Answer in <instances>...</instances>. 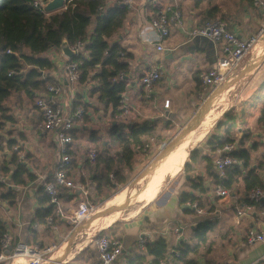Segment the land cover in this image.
I'll use <instances>...</instances> for the list:
<instances>
[{"label":"trees","instance_id":"16d2710c","mask_svg":"<svg viewBox=\"0 0 264 264\" xmlns=\"http://www.w3.org/2000/svg\"><path fill=\"white\" fill-rule=\"evenodd\" d=\"M33 1L0 0V131L7 124L16 122L13 109L8 104L11 98H18L24 93L28 101L34 104L35 98L46 92L47 83H53L51 72L55 69V64L47 52L50 49L59 50L60 44L65 40L70 45L78 41L83 42L82 47L86 52V56L80 51L69 59L79 63L76 85L90 83V98L94 97L104 111L109 112L111 118L120 114V101L127 84L125 76L130 71L129 60L133 56L113 38L123 26L128 7L122 5L121 1L110 3V0H66L62 11L48 13L43 11V7L34 6ZM48 1L38 0L40 4ZM215 11L216 7L204 9L206 18L201 24L217 18ZM77 106L84 108V122L88 121V109L97 111L91 104L83 103L79 94L72 103L73 108ZM230 112L225 111L222 118L230 115ZM229 118L230 120L222 126V133L213 132L205 139L206 153L198 148L190 150L189 160L184 163L185 179L186 175H190L186 179L189 188L181 190L179 205H184L190 200L197 201L200 208H205L204 204L208 205V202L202 197L211 187L215 190L221 185L229 191L227 197L236 196V204L229 210V214L233 215L236 206L249 202L250 190L264 183V146L252 160L251 154L259 151V145L255 141L249 144L250 149H247L252 136L249 129L241 130L239 145L230 153L240 163L227 167L223 175H219L214 169L212 153L226 143L235 142L237 138L236 119ZM263 121L264 106L259 109L255 119L256 124L264 129ZM222 122L223 119L217 120L215 128L221 126ZM158 129L160 127L155 121L125 124L113 120L108 127L106 140H101L97 130L91 131L89 141L95 146L96 152L92 162L87 155L83 165L79 166L76 152L69 150L71 171L68 172L67 169V174L72 175V171L75 173L81 167L80 171H86L93 181L95 195L102 196L104 191L126 183L127 172L132 171L136 163V147L145 145L150 138L160 139ZM70 133L72 139L77 138L75 129ZM15 144V140H7L0 135V152H3L4 148L7 151L12 150ZM197 167L200 168V173L193 174ZM0 175L5 177L0 180V201L9 206L16 203L17 190L14 187L27 185L37 178L29 171L24 159H19L15 152H12L9 160L0 159ZM77 178L81 185L86 184L87 178L84 175H78ZM50 180L48 178L45 182ZM206 180L210 182L209 185ZM56 190L57 199L64 210L68 208L63 206L62 200L70 202L78 198L75 192L69 193L64 186L56 185ZM35 197L40 206L34 215L37 224H44L48 216H53L54 219L58 217L55 212L57 204L51 202L43 184L36 189ZM186 211L195 214L190 208ZM226 219L230 220L221 216L191 226L192 242L180 241L179 246L174 248L177 254L175 255V251L171 253L176 261L179 264H198L197 257L212 250L213 238L218 236L217 233L229 235L233 232V224L230 221V225H226ZM5 232V223L0 218V252ZM28 244L38 245L40 248L44 246L43 242L37 240ZM145 248V252L137 253V257L145 261L147 256H151V262L158 264L159 260L166 259L169 245L167 240L159 235L147 241ZM127 260L129 264H133L131 256H127Z\"/></svg>","mask_w":264,"mask_h":264},{"label":"crops","instance_id":"0c3cea01","mask_svg":"<svg viewBox=\"0 0 264 264\" xmlns=\"http://www.w3.org/2000/svg\"><path fill=\"white\" fill-rule=\"evenodd\" d=\"M113 2L115 1H110V3ZM171 2H174L179 7L182 14V24L179 27L171 28L169 36L163 41L165 49L163 51H157L155 40H153L154 35L150 28V21L156 16L159 7ZM121 3L126 5L129 11L122 28H120L118 34L113 39L119 41V43L133 56V58L129 60L130 71L128 75L125 76L127 84L125 92L122 94L123 106L121 114L135 109L138 114L143 117V121L148 122L155 121L158 123L161 120H165L177 126L180 122H187L193 119L199 120V118L204 117L205 113L208 111L203 105L208 101L209 95L215 93L220 85L206 91L204 96L199 77L202 72L216 64L217 59L223 56V52L221 42L213 43L205 37L194 38L189 35L190 29L202 25L201 23L206 18L203 12L204 9L216 7L214 14L217 18L214 19L222 20L230 31L242 38L249 37L256 33L259 28L264 27V8L260 9L253 6L252 2L249 0H122ZM256 45L264 46L263 35ZM166 49L168 50L167 53H165ZM260 50L261 49H258L255 56H257ZM80 51L86 56L83 47H81ZM262 52V54H264V51ZM47 55L55 64V69L51 72L53 84L59 86L61 89L60 94L53 97L57 105L65 109L71 108L77 94L81 95V101L83 103L91 104L96 101L94 97L90 98L89 96L91 88L90 83L89 86H87L88 83L76 85L80 91L71 99L68 94L65 76V66L69 59L62 54L60 49H50ZM255 58H250L249 64ZM156 66H160L163 69V74L160 80L153 85L151 92L147 93L141 84V78L146 72ZM246 68L247 66L243 67L239 74H244ZM227 83H229V81ZM225 84L226 82L223 85ZM263 88L264 77L258 85H256V93L253 97L258 98V96H261L264 98ZM229 89L230 87L227 88V90ZM258 90H260V92H258ZM17 99V107H12L16 122L7 124L6 127L0 131V135L4 139L16 141L14 147L16 146L17 150L12 149L7 151V149L4 148L3 152H0V159L4 158L9 160L12 152L17 153L18 156H22L29 171L34 173L37 178L27 185L14 187V189L17 190V197L16 203L13 206H9L7 203L0 201V218L5 223V233L7 234L11 247L19 242L28 244V242H33L34 240L43 242L45 247V245H49L48 240H50V235L53 236L51 240L54 241L62 236L67 238L72 230H74L67 221L61 217H57L56 219L53 218V222L56 225L55 229L47 222L49 216L46 218L44 224H37L34 221L35 211L40 207L35 197L36 189L41 184L44 185V183L54 181V166L59 158L56 145V133L52 130L46 132L40 131L41 115L34 104L29 107V101L24 93L20 94ZM165 100L169 101L168 107H164L163 102ZM97 103L102 107L99 102ZM93 106H96V103H94ZM102 109L104 111L103 107ZM257 109L258 108H256L257 112L254 114L255 119L258 116L260 108ZM225 111H227L226 107H222L221 114L223 115ZM92 117L93 116L88 117L87 122L81 120L75 123L76 126L74 129L77 137L78 135L81 136L82 132L85 131ZM219 118L217 120H219ZM217 120H215L214 123ZM37 121L38 125L36 124ZM143 121L132 122L140 123ZM35 125H37V127ZM34 128L36 131H34ZM238 132L239 133H236L237 138L235 141L237 146L239 145L238 142L241 136V131L239 130ZM261 133H264L263 128L258 129L257 132L252 131L251 140L246 146L247 149H250L249 144L255 141H257L259 145V151L252 152L251 154L252 160L259 155L264 146L259 136ZM76 141L77 138L73 139L69 145V150H74L76 152L78 165L82 166L91 149L81 153L78 145L74 147ZM147 151H149V149ZM146 152H138V154ZM46 156H49V158ZM80 168L81 167H79L75 173L72 171V175L67 174L69 179L76 185H81L76 175V172L80 171ZM69 171H71L70 165L68 167V172ZM48 178L51 180L45 182ZM206 184L209 185L210 182L206 180ZM174 188L175 186L169 191H164L163 193L159 192L154 200L143 206L141 213L131 222L123 226L121 237L114 235L113 231L108 229L109 227L102 229L109 230V233L104 235L121 239L123 244L122 257L127 258V256H131L133 264H155L151 262V256H147L145 261H143L144 259H141V257H137V253L143 254L146 250L145 247L143 249L138 248L137 239L140 235L149 233L150 238L148 241L160 235L168 242L169 249L166 259L159 260V262L163 261L165 264H179L171 254L174 251L176 253V250L170 242L168 224H175V230L177 229L176 233L180 235L186 223H188L190 235L191 226L221 216H226L230 219L224 220V223L230 225L231 221L234 230L229 235L217 233L218 236L213 238V241H217V243L213 242L212 250L209 253L214 252L215 249H219V246L225 247L235 237L236 243H238L237 259H232L231 261H229V259H224L222 262L223 264H255V258L259 256L264 257V246L261 243L250 245L244 240V235L248 229H264V200L262 201L263 204L261 207L255 209L250 216L244 217L240 224L237 225L235 224L236 213H233V215L229 214L230 208L235 206L237 201L235 195H233V197L216 196L214 188L211 187L202 197L205 202H208V205L204 204L205 208H202L203 213L198 215L193 209L195 214L186 211L188 207L185 205L178 204L181 190L178 191L174 200L172 201L171 199V202L168 203L170 192H172ZM188 188L187 185L185 190ZM65 189L68 190L69 193H73L78 188L69 189L65 187ZM77 195L78 198L72 199L70 202L62 200L63 206L68 209L77 206L78 202L84 199V197L81 198L83 196L81 192ZM209 207H212V209H209ZM183 213H189L193 217L189 218V221H187ZM220 223L221 222H219V225ZM102 230L97 229V231L103 234ZM182 240L192 242V238H190L189 241L180 239L179 243ZM86 243L87 242L83 243L84 245H81V248L79 247L81 250L78 248V252H76L81 253L87 251L88 257L93 262L92 264H100L94 244L87 243V245ZM179 243L176 247L179 246ZM216 245H218V247ZM252 245L262 246L263 250L260 253H255V256H253L254 259H244V256H242L243 249L247 246L251 247ZM209 253L200 254L197 257L198 264H201V260L206 263L205 257ZM230 255L232 257L235 253H231ZM73 256L71 258H73ZM4 262L5 261H2L0 264H4ZM114 264L122 263L119 260Z\"/></svg>","mask_w":264,"mask_h":264},{"label":"built area","instance_id":"2783aa9c","mask_svg":"<svg viewBox=\"0 0 264 264\" xmlns=\"http://www.w3.org/2000/svg\"><path fill=\"white\" fill-rule=\"evenodd\" d=\"M253 6L257 8H264V0H250ZM66 3V0H65ZM33 5L42 8L43 4H40L38 0L33 1ZM124 5V4H122ZM65 8L64 7L62 9ZM182 24V14L174 2L164 4L159 7L156 12V16L150 21V28L153 33V40H155V46L157 51H163L165 49L163 41L169 36L172 27H179ZM191 37L200 36L205 37L213 43H222L223 56L219 57L216 64L205 70L200 74L199 80L202 88V93L215 88L234 73L238 64L250 53L253 47L256 46L259 39L264 35V27L259 28L256 33L249 37L242 38L232 31H230L225 23L220 19H212L204 22L202 25L193 27L189 31ZM151 40V39H150ZM83 46V42L78 41L71 47L77 52L80 51ZM9 52V50H8ZM66 81L68 86V94L73 99L74 95L80 90L76 86V80L79 75V63L76 61H68L66 66ZM163 74V69L160 66L151 68L141 78V83L147 93H150L153 85L158 82ZM45 93L38 95L35 99L34 105L41 115L40 131H55L56 133V145L58 148L59 158L54 166V181L44 183L46 192L51 197V202L57 204L55 210L58 217H61L67 221V223L73 228H77L81 223L91 219L95 210L91 203L88 201V193L84 189L83 185H76L67 175V167L70 162L69 145L73 141L71 131L76 126V121L82 119L84 114V108L77 106L76 108H63L55 102L53 97L60 94L61 89L59 86L53 83H47ZM121 107L123 106L121 99ZM169 101H164V107H168ZM121 116V113L118 114ZM264 122V121H263ZM261 141L264 143V133L260 135ZM149 141L153 142L154 138H150ZM166 145V142H161L158 145V149H162ZM150 147L149 142L143 146H137V152H146ZM237 148V143H226L222 147L217 148L213 153V166L214 169L223 175L225 169L231 165L239 164L240 162L230 155L231 151ZM13 150H17V147H13ZM95 149H91L88 153V159L92 162L95 159ZM22 159V156H19ZM5 177L0 175V180ZM56 185H61L69 189L79 188L82 193V199L78 202L77 206L64 210L62 205L57 199ZM215 194L220 197H227L229 191L218 185L215 189ZM249 202L236 206L235 224L239 225L244 217L250 216L255 209L262 206L264 200V183L259 185L249 192ZM186 207L193 209L196 214H202L203 209L198 206L197 201H186L184 204ZM263 212V211H262ZM48 224L53 229L56 228L53 222V216L47 218ZM177 231V229H176ZM150 238L149 233H145L139 236L137 239V246L140 249L145 247V243ZM244 240L247 244L261 243L264 246V229H248L244 235ZM93 243L97 253L100 264H114L117 261H121L122 264H129L127 258L123 256V244L121 239L114 236H107L97 231L89 240ZM8 250V253H4ZM44 250L36 245H31L23 242L16 243L11 247L7 234L4 233L2 240V251L0 252V262L7 259H13L16 255H21L26 259V264H43L44 263ZM160 264H165L163 261Z\"/></svg>","mask_w":264,"mask_h":264},{"label":"rangeland","instance_id":"374dc122","mask_svg":"<svg viewBox=\"0 0 264 264\" xmlns=\"http://www.w3.org/2000/svg\"><path fill=\"white\" fill-rule=\"evenodd\" d=\"M110 1H120V0H110ZM62 10L63 9H59L54 12H59ZM258 49L261 50L258 52L257 56H255ZM251 51H250L251 53H248L245 56V58L238 64V67L236 68L234 73L227 79L226 84L223 85L225 82L222 83V85H220L216 89L217 91H215V93L209 95L210 97L208 101H206L205 104L203 103L204 104L203 107H205L206 110H208L209 108L220 109L225 106L226 110L231 111L230 115L223 118L222 116H220L219 119L224 120V122H222L223 124L221 123V126L215 128V123H214V125L212 126L208 134L205 136V138L200 143L195 145L193 148H198L201 152L206 153L207 150L205 146V139L213 132L222 133L223 130L222 126L224 125L225 122H228L230 120L229 117H233L236 119L237 133H239L238 132L239 130L241 131L243 129H250L253 132H257L258 129H260V127L255 122L254 114L257 112L256 108L259 109L262 106H264V98L261 96H258V98L253 96L256 93L255 92L256 85H258V83L264 77V56H262L264 55L262 54L263 53L262 51H264V46L262 47L256 45V47L255 48L253 47V50ZM250 58H255V59H253L252 62L249 64ZM245 66H247L245 73L239 74L242 68ZM228 81L229 83H227ZM87 86H89V83ZM229 87L230 89L227 90V88ZM262 91H264V88L262 89ZM258 92H260V90H258ZM94 103H96V106H93ZM8 104L13 108L17 107L18 104L17 96L11 98L8 101ZM28 105L29 107H31L32 103L29 101ZM91 106L92 108L93 107L96 108L97 111L95 112L91 108L87 110V114H89V117L90 116L93 117L90 123L87 124V128H85V131L82 132L81 136L78 135L77 141L74 144V147L78 145L79 149L81 150V153L86 150L95 149V146L88 140L91 131H94V129L98 131V135H100L101 140H106L108 138L107 137L108 127L110 126V123L113 120L123 122L125 124L132 121L144 120L143 117L140 114H138L137 110L135 109L133 110L131 109L127 113L121 114V116L117 115L114 118H111L109 112L103 111L102 107L98 105L97 101L91 103ZM202 119L203 117L199 118V120L193 119L187 122H180L177 126L165 120H161L158 123L156 122L160 127V129H158L157 131L158 135L160 136V139H155L153 142L148 141L150 147H149V151L146 152L147 154L146 153L137 154L136 163L134 165L133 170L127 172V181L125 184L117 185L114 188L104 191L102 196L95 195L94 183L91 180V178H89V174L84 170L77 171L76 172L77 176L84 175L85 178H87L86 184L83 185V187L88 193V201L93 205L95 212L92 215L91 219L81 223L79 225V228L77 227L74 230H72L71 234L67 238L66 237L64 238L62 236L53 241L51 240L53 236L50 235V240H48L49 245H45V247L44 246L41 247V249L45 251L43 255L44 257L43 264H92L93 262L88 257L87 251L77 253L76 251L78 250V248L85 242L90 244L91 242H89V240L97 232V229L102 230L109 227L108 229L112 230L114 235L121 237L123 226L131 222L137 215L141 213V210L143 209L140 203L134 200L133 196H131L130 199L126 203H124V205L120 206L119 209H117L116 207L104 208V206L108 205V203L113 201L115 198L119 199L123 197L120 194H124L128 188H129L128 192H130L131 189L140 190L142 188L141 186L144 184L150 172L152 171L153 167L157 164V162H159L169 151H171V149L174 148V146L185 136V134H187V132L194 129L199 123V121ZM36 124L38 125V121L36 122ZM37 125L35 126L37 127ZM35 128L34 131H36ZM161 142H166V145L162 149H158L157 147ZM46 157L49 158V156ZM188 157L189 154L185 162L189 160ZM199 169L200 168L197 167L193 172V174L200 173L201 170ZM187 185L188 184L186 183L184 164H183V166L178 171V173H176L175 176L172 177L166 176V178L164 179V181L160 186L161 187L160 192L163 193L164 191H169L171 190V188L175 186L174 190L170 192V197L168 199V203H169L171 202V199L172 201L174 200L178 191L182 189H186ZM134 207H136V209ZM115 210H121L119 214L120 217H118L117 221H115L112 224L103 225L105 215H109L110 213H113ZM129 211L130 213L128 215ZM183 215L185 216V219L187 221H189V218L193 217L189 213H183ZM92 220H96V222L91 224ZM175 227L176 225L173 223L168 224V235L170 237V242L172 243L173 247H176L178 245L180 239H185L188 241L190 239L188 223H186V226L184 227L180 235H177L176 233L177 231L175 230ZM108 229L102 230L103 234L109 233ZM236 242L237 241L234 237L232 241L229 244H227L225 247L219 246V249H215L214 252H211L208 255H206L205 257L206 263L203 260H201V264L202 263L223 264L222 262L224 259H229V261H231L232 259H237L238 243ZM214 243H217V241ZM216 246L218 247V245ZM262 250H263L262 246H257V245H252L251 247L247 246L243 249L242 256H244V259L247 258L254 259L253 258V256H255L254 254L260 253ZM231 253H235V255L231 257L230 255ZM176 254L177 252L175 253V255ZM72 256L73 258H71ZM24 260L26 264L27 263L26 259L24 258ZM254 262L255 264H264V257L259 256L254 259ZM9 263L10 264L12 263L11 259H7L4 262V264H9Z\"/></svg>","mask_w":264,"mask_h":264},{"label":"bare ground","instance_id":"6f19581e","mask_svg":"<svg viewBox=\"0 0 264 264\" xmlns=\"http://www.w3.org/2000/svg\"><path fill=\"white\" fill-rule=\"evenodd\" d=\"M218 99H219V97H218ZM220 103H222V102H220ZM221 111H222V108H220V109L209 108L208 111L206 112V114L204 115L203 119L200 120L199 123L197 124V127L192 129L191 131H189L174 146V148L171 149V151H169L159 162H157V164L153 167L152 171L150 172L148 178L146 179L144 184L141 186L142 188L140 187L141 188L140 190L131 189V191L128 192L129 188L127 190L124 189V190H126L125 193L120 194L123 197H121L119 199L115 198L111 202L109 201L110 203H108V205H105L104 208L116 207L117 209H119V207L124 205V203H126L130 199L131 196L134 197V200L136 202L140 203L141 207L147 205L150 201L154 200L156 198V196L158 195V193L160 192V190H161L160 186H161L162 182L164 181V179L166 178V176L172 177V176H175L176 173H178V171L183 166L188 154H190L189 152H191L189 150L191 148H193L195 145H197L198 143H200L205 138V136L208 134V132L210 131V129L214 125V121L217 120L220 115H222ZM148 179H150V180H148ZM155 180H156V182H155ZM128 193H131V194H128ZM113 198H114V196H113ZM134 208L136 209V207H134ZM98 210H99V208H98ZM120 211L121 210H115L113 213H110L109 215H105L103 225L112 224L115 221H117L118 217H120L119 216ZM130 211L128 212V215H129ZM95 222H96V220H92L91 224L95 223ZM83 245L84 244H82V246ZM77 247H79V246H77ZM77 252H78V250H77ZM22 257L23 256H21V255L14 256L11 264H25V260Z\"/></svg>","mask_w":264,"mask_h":264},{"label":"water","instance_id":"95a60500","mask_svg":"<svg viewBox=\"0 0 264 264\" xmlns=\"http://www.w3.org/2000/svg\"><path fill=\"white\" fill-rule=\"evenodd\" d=\"M64 4H65V0H49L43 5V11L48 13L57 11L59 9H62L64 7ZM198 37L200 36H195L194 38H198ZM60 50L62 54L66 56L68 59L73 58L77 54V52L71 47V45L66 40L60 44ZM167 52L168 50L166 49L165 53ZM189 177L190 175H186V179H188ZM80 192L81 190L79 188L76 189L75 191L76 194H80ZM4 253H8V250H5Z\"/></svg>","mask_w":264,"mask_h":264}]
</instances>
